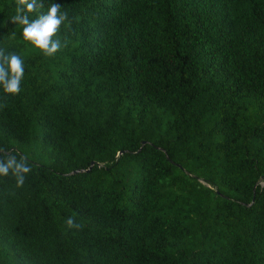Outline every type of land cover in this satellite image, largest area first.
<instances>
[{
	"label": "trees",
	"instance_id": "1",
	"mask_svg": "<svg viewBox=\"0 0 264 264\" xmlns=\"http://www.w3.org/2000/svg\"><path fill=\"white\" fill-rule=\"evenodd\" d=\"M42 2L52 57L0 0V264H264V0Z\"/></svg>",
	"mask_w": 264,
	"mask_h": 264
},
{
	"label": "clouds",
	"instance_id": "2",
	"mask_svg": "<svg viewBox=\"0 0 264 264\" xmlns=\"http://www.w3.org/2000/svg\"><path fill=\"white\" fill-rule=\"evenodd\" d=\"M42 7V0H17V14L12 18V23L22 25L24 39L45 56L52 57L62 47L61 41L56 38L61 26L70 21L68 12L62 11L61 5L55 2L50 3L46 13L39 14L36 19L30 21L29 14L39 13ZM24 74V62L21 57L15 53L6 55L5 51L0 49V87L3 91L6 94L18 95ZM4 151L5 149L0 148V152ZM31 170L30 162L24 156L19 157V163L16 154L9 155L6 163L0 160V177H8L11 171L18 186L24 184L26 175ZM67 225L79 226L72 217L67 218Z\"/></svg>",
	"mask_w": 264,
	"mask_h": 264
},
{
	"label": "water",
	"instance_id": "3",
	"mask_svg": "<svg viewBox=\"0 0 264 264\" xmlns=\"http://www.w3.org/2000/svg\"><path fill=\"white\" fill-rule=\"evenodd\" d=\"M74 172H76V171H74Z\"/></svg>",
	"mask_w": 264,
	"mask_h": 264
}]
</instances>
